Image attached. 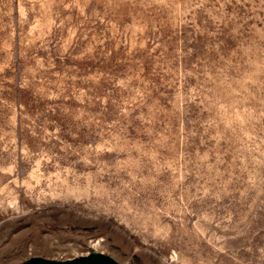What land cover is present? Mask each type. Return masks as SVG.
<instances>
[{"label": "rangeland", "instance_id": "obj_1", "mask_svg": "<svg viewBox=\"0 0 264 264\" xmlns=\"http://www.w3.org/2000/svg\"><path fill=\"white\" fill-rule=\"evenodd\" d=\"M264 264V0H0V264Z\"/></svg>", "mask_w": 264, "mask_h": 264}, {"label": "water", "instance_id": "obj_2", "mask_svg": "<svg viewBox=\"0 0 264 264\" xmlns=\"http://www.w3.org/2000/svg\"><path fill=\"white\" fill-rule=\"evenodd\" d=\"M21 264H119L115 259L103 253H91L70 260L58 261L43 257H32Z\"/></svg>", "mask_w": 264, "mask_h": 264}]
</instances>
